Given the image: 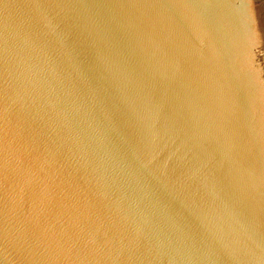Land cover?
Wrapping results in <instances>:
<instances>
[{
  "label": "water",
  "instance_id": "obj_1",
  "mask_svg": "<svg viewBox=\"0 0 264 264\" xmlns=\"http://www.w3.org/2000/svg\"><path fill=\"white\" fill-rule=\"evenodd\" d=\"M0 264H264V0H0Z\"/></svg>",
  "mask_w": 264,
  "mask_h": 264
}]
</instances>
